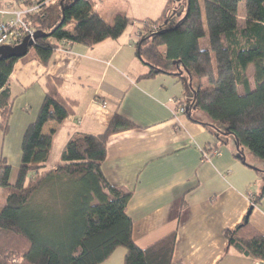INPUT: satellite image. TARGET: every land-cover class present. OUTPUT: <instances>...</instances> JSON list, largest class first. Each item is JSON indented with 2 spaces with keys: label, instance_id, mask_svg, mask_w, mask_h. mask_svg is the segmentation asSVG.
Wrapping results in <instances>:
<instances>
[{
  "label": "trees",
  "instance_id": "obj_1",
  "mask_svg": "<svg viewBox=\"0 0 264 264\" xmlns=\"http://www.w3.org/2000/svg\"><path fill=\"white\" fill-rule=\"evenodd\" d=\"M104 1L26 0L28 8L38 5L39 9L24 19L41 33L26 56L48 65L59 48L74 43L93 47L120 38L133 19L118 14L114 22H108L98 11ZM175 1L168 0L160 17L144 21L139 28L138 55L151 66L141 77L165 71V61L179 62L180 78L190 92L186 113L197 110L205 117L192 114L191 119L207 126L222 143L232 138L238 147L236 155L246 164L264 161V0H187L185 16L173 28L164 29ZM17 59L0 58V129L4 133L13 114L10 76ZM251 65L254 86L248 75ZM184 72L188 78L182 77ZM60 84L46 77L43 102L23 134L14 183L10 182L11 165L4 158L0 161V189L6 198L0 207V264H99L118 246L127 249L125 264H175L176 230L140 247L132 238L134 222L127 213L132 194L112 185L102 171L108 139L134 129L130 119L115 113L104 133L73 135L60 162L45 169L55 130L47 133L44 126L74 116L78 106L77 100L60 92ZM214 150L218 147L206 149V158ZM257 169L264 183V169ZM263 196L264 185L244 220L224 231L227 251L258 264H264V234L249 216Z\"/></svg>",
  "mask_w": 264,
  "mask_h": 264
},
{
  "label": "crops",
  "instance_id": "obj_2",
  "mask_svg": "<svg viewBox=\"0 0 264 264\" xmlns=\"http://www.w3.org/2000/svg\"><path fill=\"white\" fill-rule=\"evenodd\" d=\"M0 5L9 11L0 13V21L29 7L26 0H0ZM101 6L98 11L104 17ZM136 27L93 47L74 43L59 48L48 65L29 58L31 48L29 56L15 61L10 129L7 133L0 129V161L4 158L12 167L10 182L17 179L23 134L43 102L46 77H53L61 82L60 92L77 100L78 106L74 116L44 126L47 133L55 130L48 160L59 159L77 133H104L115 113L136 125L110 136L102 165L112 185L132 194L127 213L134 222L135 243L146 248L176 230L175 264H258L227 251L224 231L244 220L252 199L261 192L264 183L257 168L264 169V164L250 161L256 169L246 164L236 155L232 138L222 143L207 126L191 119L192 114L205 119L197 110L176 114L172 100L189 99L179 69L163 66L165 71L141 77L151 66L138 55ZM216 147L219 154L206 158L204 151ZM249 219L264 234V196ZM126 253V247L118 246L99 264H125Z\"/></svg>",
  "mask_w": 264,
  "mask_h": 264
},
{
  "label": "rangeland",
  "instance_id": "obj_3",
  "mask_svg": "<svg viewBox=\"0 0 264 264\" xmlns=\"http://www.w3.org/2000/svg\"><path fill=\"white\" fill-rule=\"evenodd\" d=\"M106 1L108 2H105L104 4L105 6L103 5L104 7L103 6L100 7V11L102 12L106 20H108L109 22L111 21L110 23H112L114 22V19L118 14H123L133 19L132 23L128 25L127 28L133 27L134 25H137L136 28H140L143 26L144 21L155 20L159 16H161L168 0H162L163 4H161V8L159 7L160 6L159 0H106ZM187 6H188L187 0L175 1L171 6L170 11L168 12V20L166 21V23L163 24V28L164 29L173 28L176 25V23L185 16L187 12ZM239 14H240V18L243 19V16L245 15V3L243 1L239 5ZM31 50H33L32 47ZM173 63L174 62L165 61L163 63V66H165L167 69L174 71L179 69L176 68V66L173 65ZM253 71H254V66L251 65L248 69V75L252 81V86H254ZM183 76L184 78H188V74L186 72L183 73ZM187 92H188V96H190V92L188 89ZM240 92H244V90L240 88ZM60 159H61V154L59 156V159L51 158V160H48V162L46 163L47 169H50L55 164L59 163ZM256 162H258L259 164H264V161L262 160H258ZM11 180H13L14 182L16 181L15 177L11 178ZM3 192L4 189L1 188L0 207H3L6 203V198Z\"/></svg>",
  "mask_w": 264,
  "mask_h": 264
},
{
  "label": "built area",
  "instance_id": "obj_4",
  "mask_svg": "<svg viewBox=\"0 0 264 264\" xmlns=\"http://www.w3.org/2000/svg\"><path fill=\"white\" fill-rule=\"evenodd\" d=\"M39 9L38 5L32 6L25 11L15 12V17L11 18L9 21H0V46H16L23 42L25 37L29 36L32 40L36 30L30 26L28 21L24 19V16L29 12H35ZM9 11L6 9H1L0 13L6 14ZM139 35V34H138ZM186 99L184 98H174L172 101L177 105L176 114H185L187 111ZM213 154H219L218 150H214Z\"/></svg>",
  "mask_w": 264,
  "mask_h": 264
},
{
  "label": "water",
  "instance_id": "obj_5",
  "mask_svg": "<svg viewBox=\"0 0 264 264\" xmlns=\"http://www.w3.org/2000/svg\"><path fill=\"white\" fill-rule=\"evenodd\" d=\"M40 32L37 31L34 35V39H37L40 36ZM34 40H32L29 36L25 37L23 42L16 46H0V58L9 59V58H21L28 54L29 49L33 46ZM179 68L180 63L174 62ZM179 74H182L183 70L179 68Z\"/></svg>",
  "mask_w": 264,
  "mask_h": 264
}]
</instances>
